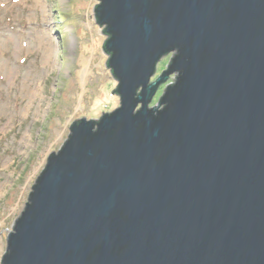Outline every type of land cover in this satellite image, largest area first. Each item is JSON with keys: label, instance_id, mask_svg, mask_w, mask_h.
Masks as SVG:
<instances>
[{"label": "water", "instance_id": "95a60500", "mask_svg": "<svg viewBox=\"0 0 264 264\" xmlns=\"http://www.w3.org/2000/svg\"><path fill=\"white\" fill-rule=\"evenodd\" d=\"M98 1L120 108L71 123L2 264H264V0Z\"/></svg>", "mask_w": 264, "mask_h": 264}, {"label": "rangeland", "instance_id": "374dc122", "mask_svg": "<svg viewBox=\"0 0 264 264\" xmlns=\"http://www.w3.org/2000/svg\"><path fill=\"white\" fill-rule=\"evenodd\" d=\"M98 4L0 0V264L9 233L48 157L68 140L71 123L100 120L120 108L103 50L107 36L95 20ZM172 58L158 64L156 77Z\"/></svg>", "mask_w": 264, "mask_h": 264}, {"label": "bare ground", "instance_id": "6f19581e", "mask_svg": "<svg viewBox=\"0 0 264 264\" xmlns=\"http://www.w3.org/2000/svg\"><path fill=\"white\" fill-rule=\"evenodd\" d=\"M86 75V74H85Z\"/></svg>", "mask_w": 264, "mask_h": 264}]
</instances>
